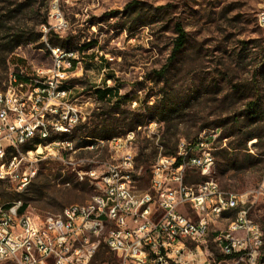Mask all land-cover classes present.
Instances as JSON below:
<instances>
[{"label": "rangeland", "instance_id": "374dc122", "mask_svg": "<svg viewBox=\"0 0 264 264\" xmlns=\"http://www.w3.org/2000/svg\"><path fill=\"white\" fill-rule=\"evenodd\" d=\"M134 1L142 8L125 15V6ZM157 7L164 10L158 13ZM263 7L264 0H0V91L8 87L12 74L33 79L35 69L51 68L50 51L43 49L40 39L12 53L8 48L11 36L26 34L34 39L40 35L43 24H53L50 15L57 8L67 29L57 35L58 46L49 44L48 34L42 36V42L45 48L78 50L71 70L74 75L67 73L69 79L63 86L77 105L93 101L88 106L91 113L84 125L86 132L81 125L70 136L77 152L68 153L62 161L42 160L22 191L11 182L0 181V202L26 203L27 212L44 221H51L63 208L87 203L98 187L78 175L89 170L86 163L92 161L98 172L96 162L108 159L110 143L94 151L81 149L90 145H84V140L96 139L91 144H99V139L112 141L125 133L124 128H116L112 135V128L98 125L118 117L112 112L141 114L143 122L135 130L154 123L153 131L160 135L168 123H177L170 131L175 133L172 144L193 141L203 131L217 130L226 142L215 145L210 178L222 191L247 201L249 217L263 235L257 264H264V199H252L264 180V27L257 23ZM142 21L145 26L139 27ZM176 23L183 27L187 43L159 77L157 72L171 54ZM123 27L133 30L128 32ZM62 41H69V45ZM105 88L114 89L116 94L106 103L98 102L95 94ZM253 102L257 105L251 110L248 105ZM168 118L170 122L164 121ZM145 135L146 130L137 131L133 143L137 154L142 147L148 148V154L162 141ZM249 135L259 139L245 140ZM153 160L149 158L145 167ZM135 172V177L141 178L135 182V189H148L147 175ZM203 179L198 171L187 169L184 183L196 184ZM179 211L195 219L189 207ZM236 212L229 210L215 221L197 244V251L196 243L187 241L199 264H224L214 236L227 228Z\"/></svg>", "mask_w": 264, "mask_h": 264}, {"label": "built area", "instance_id": "2783aa9c", "mask_svg": "<svg viewBox=\"0 0 264 264\" xmlns=\"http://www.w3.org/2000/svg\"><path fill=\"white\" fill-rule=\"evenodd\" d=\"M257 16L264 24V10ZM50 17L53 24L40 27V41L46 51L52 49L45 48L42 33L60 35L67 29L57 8ZM70 56L77 61L79 53ZM51 62L50 69H35V78L26 77L27 81L17 79V75L24 78L22 74H12L8 87L0 91V181L13 183L19 191L32 181L33 166L47 158L60 160V153L77 151L60 141L35 144L30 164H23L14 156L23 136L49 132V126L76 129L91 113L88 106L93 101L73 105L68 89L58 92V85H67L69 79L63 73L66 57L54 53ZM153 127L155 124L149 123L141 128L146 130L147 139L159 141L161 135ZM139 130L121 135L117 141L90 144L89 148H96L110 143L108 159L96 162L98 172L92 167L94 162L86 163L89 170L78 175L106 191L112 200L111 210H103L98 198L92 197L97 207L63 208L52 221H44L20 212V203L13 204V209H4L2 203L0 264H199L186 243H196L197 251V244L214 225V217L222 218L225 208L242 212V219L234 223L232 231L214 236L224 264H257V240H263V235L249 217L251 208L242 209L241 197L216 189L210 178L215 149L209 148V137L218 136V131L206 130L193 141H178L174 156L162 155V147L156 143L157 156L149 166V188L139 190L134 186L138 181L134 174H140L142 168L136 170L137 152L133 148ZM220 142L225 145L226 139L219 137ZM120 152H130V159L119 162ZM187 169L198 171L204 179L185 184ZM259 196L264 199V180L252 199ZM181 207H189L195 219L181 213ZM85 241H94V249L84 250Z\"/></svg>", "mask_w": 264, "mask_h": 264}, {"label": "trees", "instance_id": "16d2710c", "mask_svg": "<svg viewBox=\"0 0 264 264\" xmlns=\"http://www.w3.org/2000/svg\"><path fill=\"white\" fill-rule=\"evenodd\" d=\"M142 4L134 1L130 4H127L125 6L124 9V14H128L131 11H137L139 9L142 8ZM164 7H157L155 9L156 12H160L163 11ZM116 13H110V18L112 17V15H115ZM126 26V25H125ZM139 27L145 26L144 25V21L140 22L138 24ZM124 30L131 32L133 29L130 27H123ZM174 34H175V38L172 44V49H171V54L167 59V64H165L157 73L159 74V77H162L161 75L163 74V72L167 69L168 64H170V62L184 49L186 43H187V37H186V33L183 29V27L181 26V24L176 23L174 25ZM41 35H37L34 39H32L31 37H28L26 34H23L21 36H11L10 38V43H9V48H8V52L12 53L14 49H16L17 47L21 46V45H26V44H31L33 42H35L37 39H40ZM54 40V41H53ZM56 40V42H55ZM47 41L49 42V44H51L52 46H58L57 44L60 43V39L58 38L57 34H55L54 32L50 31L47 35ZM68 42V43H66ZM66 43V44H65ZM61 44H64L65 46L69 45V41H62ZM41 46L43 47V44H41ZM65 50H74V49H65ZM74 63V67L76 65V62ZM73 67V68H74ZM17 79L18 80H26V77L21 78L19 75H17ZM108 81V80H107ZM116 94V91L114 89H109V88H105L102 91H97V93L95 94L96 100L98 102H104L106 103V101H108L109 99H111L114 95ZM114 98V97H113ZM257 104L255 102L250 103L248 106L250 107V109H255ZM115 109L118 110V108L115 107ZM114 116H118L117 118L115 117H110L107 118L105 121L98 123L99 126L103 127V128H112V135H114V132L116 130V128H124L126 132L128 131H132L135 130L137 127L140 126V124L143 122L144 116L141 114H137V113H130V112H125V111H116V112H112ZM112 115V116H113ZM255 121L259 120V117H253ZM263 120V119H262ZM164 121L170 122L171 119H164ZM150 122V121H148ZM146 122V123H148ZM157 122V121H156ZM85 124L82 125V132H86L87 128L86 126H84ZM177 126L176 124H172L170 125L169 123L167 124L165 130L163 131V128L160 129V133H161V143H160V147H162V155L165 156H174L175 152H176V148H177V141L174 142L173 144L172 139L175 138V133H170V131L173 129H176L175 127ZM81 127L78 126L76 129H74L73 131L76 132L78 130V128ZM136 127V128H135ZM73 132V134H74ZM124 133V134H125ZM95 134L97 135V133L95 132ZM122 134V135H124ZM121 136V135H119ZM119 136H115V137H119ZM82 138H87V137H81ZM113 138V137H112ZM111 139V138H110ZM252 139H259L258 136L256 135H249L245 138V140L250 141ZM94 140L96 139H90L88 141L84 140L83 144H91L94 142ZM99 140H109V139H99ZM171 144V146L169 145ZM83 145V146H84ZM148 148L146 147H142L138 154H136V158H135V162H137L136 164V169H139L140 167L141 172L145 175H147V182H148V176H149V172H150V165H148L147 167H145V165H147L146 163L148 162L149 158H153V162L156 159L157 156V146L156 149H152V151H150L147 154ZM141 178H138V180H140ZM27 208V204L26 203H22L21 207H20V212L21 211H25Z\"/></svg>", "mask_w": 264, "mask_h": 264}, {"label": "bare ground", "instance_id": "6f19581e", "mask_svg": "<svg viewBox=\"0 0 264 264\" xmlns=\"http://www.w3.org/2000/svg\"><path fill=\"white\" fill-rule=\"evenodd\" d=\"M261 10H264V7ZM257 23L260 27H264V24L261 23L260 19H258V16H257ZM46 34L48 33H42V36L45 37ZM49 48L52 49V51L49 52L51 60L54 59V53L57 54L58 57H66L67 64L63 65V73H69L74 67L73 62H77L76 58L70 55H77L78 50H63L58 47H49ZM58 92H67V89L63 85H58ZM75 102L76 100H73V105H77ZM74 129L75 128H68V127H57L56 128V126H49V132H42L41 135L40 133H27V135L23 136V143L17 144L15 146L14 156L20 157V159L23 160V164H30L29 155H31L32 151L35 150V144L48 143V141H60V143H63V145H73L70 136ZM212 131H217V130H212ZM129 133H133V132H129ZM129 133L127 135H129ZM219 137H220V132H218V136L209 137V148L215 149V145L219 141ZM112 141H117V139H113ZM99 147L101 148L102 146H99ZM99 147L89 148V145H88V146H85L81 150L94 151ZM65 155H67V153H60L61 161H62L63 156ZM128 159H130V152H120L119 162H127ZM213 166H214V161H212V168ZM35 174H36V165L33 166V178ZM213 185H215L216 189H220L217 183L214 181H213ZM93 197L98 198L99 204L100 206H102L103 210L112 209V200H108V194L106 193L105 190H100L98 188L97 193ZM86 207H97V200H89L85 204L71 205L66 208L81 209V208H86ZM246 207H247V201L244 200L242 201V209H248ZM4 209H13V204L12 205L4 204ZM229 210H236V209L235 208H225V212ZM21 212L28 213L27 210L21 211ZM2 213H3V204L0 203V216H2ZM219 218L220 217H214V222L217 221ZM241 219H242V212H238L237 210L234 216V219L229 222L227 228L224 231H220V232L232 231V226L234 225V223H238L239 221H241ZM262 246H263V240H257V250L255 252V261H258L259 252ZM93 249H94V241H85L84 250H93Z\"/></svg>", "mask_w": 264, "mask_h": 264}, {"label": "crops", "instance_id": "0c3cea01", "mask_svg": "<svg viewBox=\"0 0 264 264\" xmlns=\"http://www.w3.org/2000/svg\"><path fill=\"white\" fill-rule=\"evenodd\" d=\"M70 75L73 76L74 75V72L71 71Z\"/></svg>", "mask_w": 264, "mask_h": 264}]
</instances>
